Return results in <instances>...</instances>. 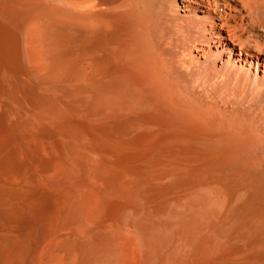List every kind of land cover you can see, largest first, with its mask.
<instances>
[{
  "label": "bare ground",
  "instance_id": "bare-ground-1",
  "mask_svg": "<svg viewBox=\"0 0 264 264\" xmlns=\"http://www.w3.org/2000/svg\"><path fill=\"white\" fill-rule=\"evenodd\" d=\"M0 264H264V0H0Z\"/></svg>",
  "mask_w": 264,
  "mask_h": 264
}]
</instances>
